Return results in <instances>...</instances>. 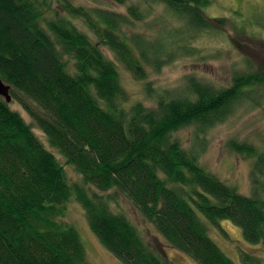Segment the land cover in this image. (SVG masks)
<instances>
[{"label": "trees", "instance_id": "16d2710c", "mask_svg": "<svg viewBox=\"0 0 264 264\" xmlns=\"http://www.w3.org/2000/svg\"><path fill=\"white\" fill-rule=\"evenodd\" d=\"M212 2L137 0L123 13L74 0H0V77L11 86L12 102L32 120L0 96V264H89L78 229L62 220L73 202L122 264H175L114 209L119 197L198 264H235L210 234V226L224 232L221 220L264 249V153L238 146L254 158L249 196L201 163L202 134L253 97L264 75L238 72L230 87L194 75L171 90L146 82L154 106L131 104L121 83L118 63L135 80L147 81L191 52L193 32L218 30L214 18L204 15ZM156 5L185 24L168 42L140 26ZM194 125V142L186 146L178 132ZM34 128L65 158L76 179ZM241 259L263 264L243 250Z\"/></svg>", "mask_w": 264, "mask_h": 264}, {"label": "rangeland", "instance_id": "374dc122", "mask_svg": "<svg viewBox=\"0 0 264 264\" xmlns=\"http://www.w3.org/2000/svg\"><path fill=\"white\" fill-rule=\"evenodd\" d=\"M136 1L129 0L127 4L120 5L112 0H74L76 4L105 6L123 13H126L128 7ZM212 3L204 15L205 18H214L212 24L218 30L193 32V37L188 40V49L191 52L182 54L160 74L151 75L147 81H137L118 63L121 83L130 96L131 104L143 101L147 106L155 105L154 100L146 96L144 88L146 82H150L157 89L171 90L180 88L186 77L194 75L219 87H230L233 76L238 72L254 76L264 75V0H213ZM236 11L240 12V15ZM162 16L170 22L164 23L160 19ZM220 19L224 22L218 24ZM140 26L150 36H164L168 42L173 38L169 35H173L175 29H183L185 24L183 20L171 16L163 5H156L153 15ZM103 50L107 56L115 59L112 52L106 48ZM252 96L236 104L224 122L208 129L201 136L206 142L201 156L202 165L222 181L237 187L242 194L248 196L252 195L254 190V158L248 153H241L238 146L250 145L259 153H264V83L255 86ZM11 107L20 112L28 123H32L31 118L17 102H12ZM196 130L197 127L194 125L179 131L178 136L186 146H191ZM34 132L49 150L57 154L70 177L76 179L74 169L66 165L65 158L50 147L45 134L37 128H34ZM260 178L264 180V177ZM112 206L117 211L124 212L138 228L141 236L163 256L175 264H198L187 254L169 245L124 197H119ZM62 220L78 229L86 247L89 264H122L92 232L85 212L78 203L69 204L66 216ZM220 225L224 232L210 226V234L235 264H244L241 250L258 255L264 264L262 246L247 243L241 229L230 221L221 220Z\"/></svg>", "mask_w": 264, "mask_h": 264}, {"label": "water", "instance_id": "95a60500", "mask_svg": "<svg viewBox=\"0 0 264 264\" xmlns=\"http://www.w3.org/2000/svg\"><path fill=\"white\" fill-rule=\"evenodd\" d=\"M10 90L11 86L7 85L0 77V96L3 97L7 103L13 101Z\"/></svg>", "mask_w": 264, "mask_h": 264}]
</instances>
